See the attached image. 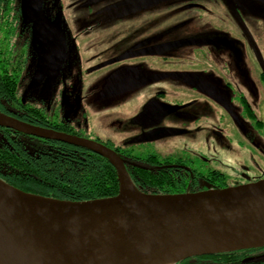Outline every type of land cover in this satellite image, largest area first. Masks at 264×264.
Here are the masks:
<instances>
[{
    "label": "flooded vegetation",
    "instance_id": "af4514ba",
    "mask_svg": "<svg viewBox=\"0 0 264 264\" xmlns=\"http://www.w3.org/2000/svg\"><path fill=\"white\" fill-rule=\"evenodd\" d=\"M128 1L131 0H42L41 20L52 24L59 18L53 58L47 69L41 71V75L49 73L52 78L53 96L47 103L30 92L32 86L41 83L34 78L45 62L39 64V40L35 41L34 25L23 17L22 0H0V112L31 124H39L44 116L46 126L99 142L117 152L129 165L157 157L175 172L192 177L201 175L198 178L207 180L205 184L210 189L261 181L254 176L252 166H237L231 171L235 175L231 182L218 166H212L206 154L196 150L191 156L160 158L152 153L136 154L134 149L153 140L177 136L193 141L197 147L195 143L202 135L206 137L205 133L215 135L219 144L224 138L235 143L239 136L237 144L243 141L247 146L264 144V27L260 26L264 24V0H226L225 4L224 0L220 4L218 0H148L151 3L140 2L142 5L138 7L136 4L119 6ZM154 1L162 2L173 19L187 15L174 25L183 26L182 31L188 37L169 41V28H165L166 34L162 36L153 34L155 20L150 11L158 6L153 5ZM139 14L148 15L140 28L119 29L123 19ZM175 47L191 48V56L201 57L197 68L153 74L154 54H165ZM107 67L113 70L98 78L97 73ZM166 75L169 77L152 81L154 77ZM170 78L183 81L186 94L182 101L174 105L158 100L143 104L131 119L130 133L134 140L122 146L114 145L111 140L92 138L84 114L73 115L79 100L102 87L99 99L105 101L145 93L154 84ZM89 81L93 83L91 87L87 84ZM10 83L14 90L12 101L5 95V85ZM164 94L154 91L149 98L165 97ZM169 116L176 117L171 124L182 128H165L164 122ZM171 132L176 134L158 138ZM220 146L224 145L214 151L222 154ZM206 150L212 155L209 147ZM248 251L243 264L264 260V247Z\"/></svg>",
    "mask_w": 264,
    "mask_h": 264
},
{
    "label": "water",
    "instance_id": "95a60500",
    "mask_svg": "<svg viewBox=\"0 0 264 264\" xmlns=\"http://www.w3.org/2000/svg\"><path fill=\"white\" fill-rule=\"evenodd\" d=\"M22 12L39 40V64L45 61L40 76L53 58L59 18L52 24L41 20L42 0H22ZM64 105L69 114L66 100ZM0 127L99 154L119 180L117 196L86 202L33 195L0 180V264H167L264 247V180L197 193L145 194L131 184L123 158L99 142L1 112Z\"/></svg>",
    "mask_w": 264,
    "mask_h": 264
},
{
    "label": "trees",
    "instance_id": "16d2710c",
    "mask_svg": "<svg viewBox=\"0 0 264 264\" xmlns=\"http://www.w3.org/2000/svg\"><path fill=\"white\" fill-rule=\"evenodd\" d=\"M13 92L12 83L5 85V95L10 101ZM45 120L46 117L42 116L39 124L32 125L69 134L65 129L46 126ZM147 161L126 164L131 184L141 193L177 195L210 189L205 184L207 180L198 178L201 175L192 177L185 172H175L157 157ZM0 180L23 192L61 201L86 202L119 194L117 171L105 157L64 143L30 139L1 129ZM248 250L199 256L181 262L243 264L242 259L250 252ZM255 264H264V260Z\"/></svg>",
    "mask_w": 264,
    "mask_h": 264
},
{
    "label": "rangeland",
    "instance_id": "374dc122",
    "mask_svg": "<svg viewBox=\"0 0 264 264\" xmlns=\"http://www.w3.org/2000/svg\"><path fill=\"white\" fill-rule=\"evenodd\" d=\"M225 1L226 0L222 1L223 4H225ZM148 2L151 3V1ZM218 3L220 4L221 1L218 0ZM135 4L137 7L138 5H142V3L140 2ZM153 5H158L156 7H153V10L150 11L153 13L152 17L155 20L154 27L152 29L154 35L162 36V34H166L165 28H169V30L167 31L169 41L178 40L180 38L189 36L182 31L183 26L180 27V25L178 27V24L174 25L176 22L186 18L187 15L177 19H173L172 15L167 14L168 10L164 9V7L162 6V2L160 3L154 1ZM147 16L148 15L146 14H139L133 17H127V19H123L118 24L119 29H128L133 26L140 28L145 22V17ZM260 26L264 27V24L260 23ZM191 52V48L178 49L175 47L167 50V54H154L153 74L171 73L172 71L179 70V68L180 70L196 69L198 64L201 62V57H197V59H195V56L190 55ZM163 55H167L169 57H167V59H164L166 57H163ZM183 66L192 68H184ZM109 70H113V67L102 69L99 73H97L98 78H101L103 75L108 73ZM37 79L41 83H39L37 87L32 86L30 88V92L37 95L39 98H41V100L45 99V101L48 103L53 96L51 75L49 73H46L45 75L36 76L34 78L35 81ZM87 84L91 87L93 83L89 81V83ZM32 85H35V83L32 82ZM184 86L185 85H183V81L176 78H170L161 81L158 84H154L153 87L147 90L145 93H138L130 97H117L115 99L105 101L99 99L101 95L99 91L103 90V87L98 90L94 89L97 91L96 93L88 94L84 99L79 100L80 102H77L75 109L76 111L73 115L78 113L84 114L83 117L85 118V125L87 123V130L92 135V138H100L102 141L111 140L114 145L122 146L124 145V143H126V141L128 142L134 140L133 133H130L131 119L136 116V113L140 110L143 104L146 105V103L148 102L151 103L157 100L163 104H178L182 101L184 95L186 94ZM154 91L155 93L164 92L165 97L152 96L153 99L149 98L150 94L152 92L154 93ZM170 121H176V117L169 116L167 121L164 122L165 128H182L179 124H171ZM194 128V126L190 127V131H192ZM205 134L206 137L202 135L197 143H195L197 147L194 146L193 141H187L183 137L177 136L164 140H153V142H149L146 145L136 146L134 149V153H152L160 158H171L191 156L192 153L195 152L194 150H196L198 153L201 152L206 154L210 158L209 161L213 163L212 166H218L217 168L225 172L226 177L231 182L235 180V175L232 174L231 171H235V168L237 166L248 168L249 166H252L254 168V176L264 180V144L247 146L246 141H243L242 144L236 143L237 139L241 138V136L236 138L235 143H232L224 138L221 140V144L224 145L220 146V150L223 152L221 154L214 151V149L218 148V146L221 145L216 142L215 135L212 136L209 133ZM228 145L229 147H227ZM198 147H201L202 149ZM206 147L210 148L212 155L208 154V150L205 151ZM221 165L231 167L226 168L221 167Z\"/></svg>",
    "mask_w": 264,
    "mask_h": 264
},
{
    "label": "bare ground",
    "instance_id": "6f19581e",
    "mask_svg": "<svg viewBox=\"0 0 264 264\" xmlns=\"http://www.w3.org/2000/svg\"><path fill=\"white\" fill-rule=\"evenodd\" d=\"M2 187V183L0 182V188ZM131 188V184L129 183V185H128V189H130Z\"/></svg>",
    "mask_w": 264,
    "mask_h": 264
}]
</instances>
